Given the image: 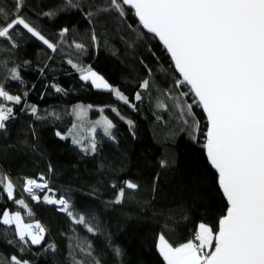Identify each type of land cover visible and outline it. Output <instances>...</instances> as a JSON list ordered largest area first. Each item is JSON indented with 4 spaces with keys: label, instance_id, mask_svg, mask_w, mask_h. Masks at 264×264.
<instances>
[{
    "label": "trees",
    "instance_id": "obj_1",
    "mask_svg": "<svg viewBox=\"0 0 264 264\" xmlns=\"http://www.w3.org/2000/svg\"><path fill=\"white\" fill-rule=\"evenodd\" d=\"M60 6L61 0H25L21 13L47 39L60 44L56 52L26 33L15 36V48L0 41V78L11 67H16L22 78V82H4L10 94L22 99L20 105L4 102L13 107L15 119L7 122L6 132H0V175L13 183V200H8L0 183V217L3 211H19L25 221L35 220L46 229L41 244L29 241L21 252L14 225L0 226L7 228L6 236L0 234V255H17L30 264H74V257L81 264H165L156 247L160 235L178 246L194 240L201 222L217 230L218 220L227 210L217 174L204 154L205 116L193 105L199 128L194 130L191 118L184 123L173 105L188 89L174 87L179 77L168 54L141 28L131 11L124 18L106 12L89 21L85 13L106 7L107 0H82L81 10L42 15ZM0 7L10 11L13 0H0ZM64 28L69 31L61 44L59 32ZM93 32L95 42L91 40ZM74 43L84 44V51L77 52ZM69 59L103 76L135 108L81 81ZM144 80L151 82L148 89L140 88ZM53 85L63 91L56 92ZM137 92L142 96L139 101L135 100ZM179 99L192 104L193 97ZM161 102L166 104L164 110L158 107ZM77 105L87 109L86 115L74 114ZM30 106L36 107V116ZM101 115L113 121V138L97 129L96 152L81 151L73 145L69 130L82 121V127L74 131L87 136L91 122ZM127 120L133 122L131 127ZM57 132L68 138L61 139ZM161 160H167L168 166L161 168ZM41 176L55 198L65 197L74 212L90 218L95 234L74 224L58 207L44 203L42 191L36 201L23 192L25 179L39 180ZM127 180L137 183L138 191L114 204L116 193ZM17 199H23L27 209L15 204ZM85 241L91 245L92 255L77 246ZM116 248L119 256L114 253Z\"/></svg>",
    "mask_w": 264,
    "mask_h": 264
},
{
    "label": "snow or ice",
    "instance_id": "obj_2",
    "mask_svg": "<svg viewBox=\"0 0 264 264\" xmlns=\"http://www.w3.org/2000/svg\"><path fill=\"white\" fill-rule=\"evenodd\" d=\"M24 5L25 0H13L10 11L0 7V41L15 48V36L26 33L56 52L60 44L47 39L21 14ZM81 9L82 0H61L59 9L45 11L42 15L51 17L59 12ZM128 11L143 30L158 38L169 54L180 77L174 87L186 86L188 89L181 92L179 97H193L192 104L183 103L179 97L174 101L173 106L179 110L184 123L187 124L191 118L194 130L198 129L199 122L195 121L193 105L203 110L207 121L203 148L227 201L226 214L218 220V230L214 231L201 222L194 240L178 246H173L164 235H160L156 245L160 256L165 264H264V0H107L106 7L87 12L85 16L90 21L92 16L115 12L124 18ZM68 31V28H64L59 32L61 44ZM91 40H97L94 32ZM84 47L82 43H74L77 52L82 53ZM67 62L80 72L81 81L90 82L93 88L106 90L124 105L135 108L126 95L90 67L85 68L71 59ZM5 81L22 82L16 67H11L0 78V132H6L7 122L15 119L13 107L6 106L4 102L20 105L22 99L20 95H12L5 89ZM150 86L149 80L140 84L142 89ZM53 87L56 92L63 91L56 85ZM141 98V93L137 92L135 100ZM158 107L164 110L166 104L161 102ZM30 110L33 116L37 115L35 106H30ZM100 111L103 113V109ZM111 111L121 120L125 119L116 108ZM86 113L87 109L79 105L74 109L77 117ZM126 123L130 127L133 124L131 120ZM78 127H82V121L74 123L73 129L69 130L73 145L83 152L95 153L97 129L111 139L115 125L111 119L101 115L100 119L91 122L87 136L75 132L74 129ZM56 135L61 139L68 138L59 132ZM160 166L167 167L168 161L161 160ZM49 170H52L51 166ZM40 180L43 183L26 179L23 191L36 201L38 197L34 190H47L43 196L44 203L59 206V211L67 213L74 224L83 225L87 232L95 234L96 229L90 218L74 212L65 197L55 198L48 181L43 176ZM0 183H3L8 200H13V183L3 175H0ZM138 189L137 183L127 180L112 202L121 204L126 194L131 197ZM14 203L27 209L23 199L14 200ZM27 215L31 217V211ZM13 225L21 252L27 242L39 245L45 238L46 229L40 223H25L19 211H3L0 226ZM0 234L6 236L7 228H0ZM6 242L13 244L16 241ZM77 246L81 252L92 255L91 245L86 241ZM49 248L55 251L53 245H49ZM114 253L119 256L120 249H114ZM73 260L74 264H81L75 257ZM0 264L30 262L17 255L8 258L0 255Z\"/></svg>",
    "mask_w": 264,
    "mask_h": 264
},
{
    "label": "rangeland",
    "instance_id": "obj_3",
    "mask_svg": "<svg viewBox=\"0 0 264 264\" xmlns=\"http://www.w3.org/2000/svg\"><path fill=\"white\" fill-rule=\"evenodd\" d=\"M94 71V70H93ZM38 183H43V181L42 180H36ZM23 187H24V185H23ZM35 191V193H36V195H37V197H38V200L40 199V197L38 196V192H43V196H44V194H45V192L47 191V190H34ZM24 192V191H23ZM24 193H26V192H24ZM26 194H28V195H30L29 193H26ZM49 195H51V193H49ZM31 196V195H30ZM43 196L41 197V200H43ZM58 199V198H57ZM10 213H13V212H10ZM22 215V214H21ZM25 221V220H24ZM25 223H37V221H25ZM39 223V222H38ZM159 238V237H158ZM158 242V241H157ZM159 252V251H158Z\"/></svg>",
    "mask_w": 264,
    "mask_h": 264
},
{
    "label": "water",
    "instance_id": "obj_4",
    "mask_svg": "<svg viewBox=\"0 0 264 264\" xmlns=\"http://www.w3.org/2000/svg\"><path fill=\"white\" fill-rule=\"evenodd\" d=\"M141 26V25H140ZM141 28H142V26H141ZM145 32H146V30H144ZM152 35V34H151ZM156 40L159 42V40H158V38H156ZM159 44L162 46V44L159 42ZM163 47V46H162ZM164 49V48H163ZM165 50V49H164ZM166 51V50H165ZM167 53V52H166ZM168 54V53H167ZM168 56H169V54H168ZM169 58H170V56H169ZM171 60V59H170ZM174 66V65H173ZM175 70V69H174ZM176 74L178 75V77H179V74L176 72ZM180 78V77H179ZM201 109V108H200ZM202 110V109H201ZM202 112H203V110H202ZM204 114V113H203ZM204 116H205V114H204ZM205 120H206V117H205ZM206 123H207V121H206ZM206 131H207V128H206ZM204 142H205V140H204ZM204 154H205V157H206V159H207V155H206V151H205V149H204ZM208 161V160H207ZM209 163V162H208ZM210 165V164H209ZM212 168V167H211ZM213 169V168H212ZM214 170V169H213ZM215 171V170H214ZM222 192V191H221ZM223 194V193H222ZM227 202V201H226ZM226 214V213H225ZM218 230V229H217ZM211 250H214V249H211Z\"/></svg>",
    "mask_w": 264,
    "mask_h": 264
},
{
    "label": "crops",
    "instance_id": "obj_5",
    "mask_svg": "<svg viewBox=\"0 0 264 264\" xmlns=\"http://www.w3.org/2000/svg\"><path fill=\"white\" fill-rule=\"evenodd\" d=\"M159 239V238H158ZM194 242H196V243H198V241H194ZM158 243V242H157ZM158 250V249H157ZM162 257V256H161ZM162 259H163V257H162ZM165 262V261H164Z\"/></svg>",
    "mask_w": 264,
    "mask_h": 264
},
{
    "label": "built area",
    "instance_id": "obj_6",
    "mask_svg": "<svg viewBox=\"0 0 264 264\" xmlns=\"http://www.w3.org/2000/svg\"><path fill=\"white\" fill-rule=\"evenodd\" d=\"M26 180V179H25ZM25 182V181H24ZM56 207H58L59 208V206H57V205H55Z\"/></svg>",
    "mask_w": 264,
    "mask_h": 264
}]
</instances>
